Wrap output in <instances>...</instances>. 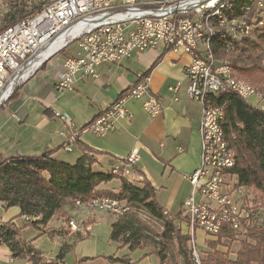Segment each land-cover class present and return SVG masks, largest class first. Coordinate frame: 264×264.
Returning <instances> with one entry per match:
<instances>
[{"label":"built area","instance_id":"2783aa9c","mask_svg":"<svg viewBox=\"0 0 264 264\" xmlns=\"http://www.w3.org/2000/svg\"><path fill=\"white\" fill-rule=\"evenodd\" d=\"M215 1L53 0L40 12L16 21L0 33V110L45 62L72 46L76 49L75 55L61 64L57 74L55 88L59 93L73 91L79 74L98 79L99 67L121 63L136 52L163 46L168 51H182L191 56L187 68L188 95L202 107L201 165L187 178L192 193L185 200L175 226L181 232L186 228L185 235L190 237L189 246L197 264H201V259L196 231L216 239L232 233L236 241L242 240L247 237L255 217L252 204H246L247 198L243 197L240 186L230 181L234 177L224 154V138L220 137L218 125L214 123L219 106L211 103V111H203L204 95L233 92L247 102L256 99L252 105L264 112V96L247 92L243 79L238 78L239 88L228 85V77L236 76L228 63L210 56L208 44L209 36L228 41L253 36L254 28L264 25V0H260L255 20L245 21L247 6L244 15L237 18L238 27H231L230 20H224L218 24V29H211L208 24H201V12L221 13L219 2L210 6ZM149 82V75L140 76L122 97L77 132L69 115L53 110V117L68 127L67 131L59 133L65 140L63 150L68 154L73 152L79 133L88 132L103 138L116 129L119 121L131 120L129 101H141L144 112L152 118L160 116L164 107L150 92ZM12 117L21 121L15 114ZM140 159L138 149H134L112 173H122L129 182L140 183L142 175L132 169ZM220 181H227V189H220ZM75 205L94 213L127 214L124 209L127 204L110 197L88 203L77 201ZM85 224L86 220L78 218L67 225L72 232L80 234Z\"/></svg>","mask_w":264,"mask_h":264},{"label":"crops","instance_id":"0c3cea01","mask_svg":"<svg viewBox=\"0 0 264 264\" xmlns=\"http://www.w3.org/2000/svg\"><path fill=\"white\" fill-rule=\"evenodd\" d=\"M75 53L76 49L72 46L45 62L5 104H11L6 117L4 105L0 110V145L25 143L28 148L31 146L39 151L37 153H41L40 156L51 152L53 159L68 157V162H64L69 164H74L87 153L93 158V169L105 173L121 166L128 155L134 149H138L141 159L135 166L137 172L156 190V200L160 207L172 218H176L185 200L192 193V186L187 178L201 165L202 107L188 95L187 68L191 64V56L182 51H168L163 46L155 50L136 52L121 63L99 67L98 79L86 78L79 74L73 91L59 93L55 88L59 68ZM143 75H149L150 92L164 107V112L160 116L152 118L144 112L141 101H129L127 108L132 114L131 120L119 121L116 129L103 138L88 132L79 133L77 142L80 147L77 145L69 154L63 150L65 140L59 133L67 131L68 127L53 117V110L69 115L75 124L74 132L80 131L114 104ZM254 101L255 99H251L248 103L252 105ZM14 114L19 116L20 122L12 117ZM124 177L128 180V177ZM230 181L233 185L239 186L237 177L231 178ZM119 188L120 182L117 180L100 187L101 190L114 192H118ZM240 188L245 197L248 189ZM3 209L4 206L0 203V210ZM17 209L20 212V209ZM72 209L66 210L69 218H73L72 215L80 217L87 214L91 218L90 221H95L93 219L105 216L103 213L96 214L76 205ZM4 210V215L0 216V224L11 222L21 229L20 240L40 253L42 258L40 264H51L48 260H57L56 264H65V253L63 259L59 258V255L47 256L36 247L35 240L40 238L57 240L60 253L63 248H66L68 253L76 235L79 238L82 235L72 232L66 220L58 217L49 222L46 228L52 231L46 233L42 232L40 226L36 228L27 226L28 222L23 217L19 218L20 214L9 221L5 220L7 209ZM113 216L115 220L111 222V226L118 218ZM61 222L63 223L60 224ZM177 222L178 220L175 221L176 224ZM27 233L31 236L25 238ZM181 233L183 235L187 233L185 227ZM196 239L202 253L209 251L206 247L209 241L217 240L200 230L196 231ZM222 243L219 250L226 252L230 245L224 238ZM235 256L236 253L230 249L231 259H235ZM0 264L31 263L23 256L15 258L7 245L0 244ZM139 264L150 263L144 260Z\"/></svg>","mask_w":264,"mask_h":264},{"label":"trees","instance_id":"16d2710c","mask_svg":"<svg viewBox=\"0 0 264 264\" xmlns=\"http://www.w3.org/2000/svg\"><path fill=\"white\" fill-rule=\"evenodd\" d=\"M247 6L251 7L249 0H235L225 11V16L229 20L242 17L244 12L246 16L247 11L244 10ZM255 12L250 19L254 18ZM24 19L21 14L18 21ZM210 49L217 60L229 64L236 78L264 88V25L255 27L253 36L249 38L228 41L215 36L210 41ZM206 103L210 106L214 103L223 111L220 126L234 162L230 173L238 178L240 187L252 190L257 197L245 195L255 211L247 237L236 241L232 233H227L209 241L206 246L209 251L204 252L201 264H264V112L233 92L208 95ZM52 157V153L47 152L41 156L11 157L0 162V203L4 209L19 208V218H30L27 226H40L43 231L55 217L66 220V210L72 209L77 201L88 203L98 198H114L127 204L124 208L127 214L118 216L111 226L110 242L117 244L119 249L127 250L128 254L111 258L113 262L136 264L130 255L146 250L150 245L160 264H178L171 260L168 253L169 246L176 244L182 260L180 264H197L189 246L190 237L183 235L175 226L180 214L172 218L160 207L156 190L149 181L144 179L140 183H131L122 173L95 171L93 158L87 153L74 164ZM132 169L137 172L136 167ZM114 180L120 182L118 192L100 189L101 185ZM142 217L163 224L160 241L147 235ZM20 231L11 222L0 224V244L7 245L15 258L23 256L29 263L38 264L40 253L20 240ZM223 238L230 246L238 243L235 259L230 257V246L226 252L219 250ZM66 250L62 249L59 258L63 259ZM149 255L153 254H146L144 258Z\"/></svg>","mask_w":264,"mask_h":264},{"label":"rangeland","instance_id":"374dc122","mask_svg":"<svg viewBox=\"0 0 264 264\" xmlns=\"http://www.w3.org/2000/svg\"><path fill=\"white\" fill-rule=\"evenodd\" d=\"M53 0H0V33L8 26L12 24V22L18 21L21 14L25 16V18H29L32 15L40 12L43 8H46L48 5L52 3ZM261 27V26H260ZM264 67V61H263ZM251 83V82H249ZM259 92V95L264 96V88L256 86L251 83ZM13 97V96H12ZM256 102V99L254 103ZM10 103L5 105V114L10 110ZM4 107V106H3ZM33 147H27L25 143L13 142L12 145H0V162L2 160L11 158V157H35L40 156L41 153H37ZM73 155V154H72ZM68 157H58L56 160L60 162H68ZM243 193V191H242ZM248 195L250 197L256 198V194L252 190H248ZM247 203L250 204L248 201ZM74 208V207H73ZM253 208V206H252ZM71 210V209H69ZM74 210V209H72ZM255 212V211H254ZM5 210H0V216L4 215ZM7 215L5 216V220L9 221L14 216L20 214L17 208H10L7 210ZM103 213L105 216L98 217L93 219L95 221H90V216L87 214H83L80 217L76 215H72L73 218L67 217L66 222L68 223L70 220L76 219H84L86 220L85 228L81 232V237L79 238L77 235L75 237L74 242L72 243V248L68 253H65V264H120L113 262L111 258L123 257L128 254L127 250L119 249L117 244L110 242V232H111V222L115 220L113 215H110L106 212H96V214ZM260 220H262V217ZM141 222L144 223L147 235L154 237L156 241H160V237L164 231L163 224L150 220L149 218L142 217ZM61 222L60 224H62ZM184 228V227H183ZM46 228L42 232H51L52 229ZM89 230V231H88ZM31 234H25V238H28ZM199 239V236H198ZM36 247L44 252L47 256H57L60 255V248H58L57 240L53 239H45L40 238L35 240ZM176 244L169 246L168 253L169 257L175 263L180 264L181 258L178 256ZM238 247V243L231 245V251L235 252ZM199 251V256L201 261L205 258L204 253ZM148 257L144 258L146 254ZM132 261L136 264L141 263L144 260H147L150 264H160V261L154 255L153 246L146 247V250H138L130 255ZM41 261L38 263L40 264ZM51 264H56L57 260H48Z\"/></svg>","mask_w":264,"mask_h":264},{"label":"bare ground","instance_id":"6f19581e","mask_svg":"<svg viewBox=\"0 0 264 264\" xmlns=\"http://www.w3.org/2000/svg\"><path fill=\"white\" fill-rule=\"evenodd\" d=\"M234 1L235 0H220L218 3V10H220L221 13H218V11L201 12V24H208L209 27H211V29H218V24L223 23L224 20H229L225 16V11L227 9H230V6ZM249 1L251 3V7H248V10H246L247 15L245 16V21L255 20V16L253 19H250V16L254 10L256 11L255 14H258L259 6H260V0H249ZM237 25H238L237 19L230 20V26L231 27H236ZM213 37H215V36H209L208 37V40H209L208 44L209 45H210V41L212 40ZM209 54L211 57L215 58V56L212 54L210 46H209ZM216 61H220V60L216 59ZM227 81H228V85H230L231 88H239V79L238 78L228 77ZM244 85L246 86L247 92H249L250 94L259 95V93H257V91L255 90V88L253 87L252 84L244 81ZM208 95H211V94H205L204 95L205 101L203 102V111H211V106L206 103V97ZM222 117H223V111L221 109H217V115H216L214 123H215V125H218L220 137L224 138V133H223V130L220 126V122L222 120ZM228 149H229L228 144L224 138V154H225V157L228 158L229 166L233 169V167H234L233 157H232V153ZM220 189H227V181H220ZM123 214L124 213H115V216L118 217V216L123 215Z\"/></svg>","mask_w":264,"mask_h":264},{"label":"water","instance_id":"95a60500","mask_svg":"<svg viewBox=\"0 0 264 264\" xmlns=\"http://www.w3.org/2000/svg\"><path fill=\"white\" fill-rule=\"evenodd\" d=\"M219 1H220V0H217V1H215V2H212V3L210 4V6H211V7L215 6Z\"/></svg>","mask_w":264,"mask_h":264}]
</instances>
